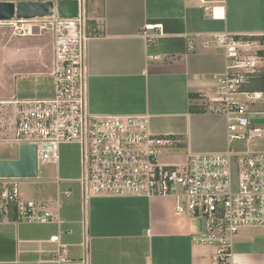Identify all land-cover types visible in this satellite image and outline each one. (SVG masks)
Listing matches in <instances>:
<instances>
[{"label": "crops", "instance_id": "1", "mask_svg": "<svg viewBox=\"0 0 264 264\" xmlns=\"http://www.w3.org/2000/svg\"><path fill=\"white\" fill-rule=\"evenodd\" d=\"M85 7L95 31L86 46L91 113L147 115L153 133L175 140L164 156L168 163L230 147L244 151L245 143L230 142L227 118L215 102L214 77L226 67L215 35L227 30L262 42L263 61L246 88L262 94L249 102V111L252 122L264 127V0H85ZM147 23L163 26L152 43L142 34ZM41 37H0V105L13 106L15 126L19 101L53 95L52 41ZM66 145L51 161L58 164L56 178L30 199L49 204L64 222L0 214V264H213L214 247L194 240L204 221L176 213L174 195H92L83 201L81 148L76 144L77 163L67 170L59 166ZM253 149L264 151V139ZM179 201L185 204L184 197ZM55 235L65 251L50 241ZM234 254L235 264H264V227L240 229Z\"/></svg>", "mask_w": 264, "mask_h": 264}, {"label": "built area", "instance_id": "2", "mask_svg": "<svg viewBox=\"0 0 264 264\" xmlns=\"http://www.w3.org/2000/svg\"><path fill=\"white\" fill-rule=\"evenodd\" d=\"M0 25L20 36L48 35L54 55L53 95L18 102L14 142L35 144L39 167L58 160L63 144H79L83 172L77 182L83 201L92 195L176 196V213L204 221L194 240L214 247L217 264H235L237 232L264 227V151L253 149L255 141L264 139V127L252 122L249 111V102L262 94L246 88L263 61L262 42L227 30L215 35L226 57L225 71L214 77L219 83L217 110L227 118L230 142L245 143V150L230 147L226 152L192 154L186 161L168 163L164 156L175 148V140L153 133L147 115L89 111L86 46L95 31L90 30L85 0H80L77 18L55 14L14 18ZM142 34L152 43L163 34V26L147 23ZM18 183L16 178L0 179V214L13 211L16 220L25 222H64L49 204L22 198ZM64 195L70 197L72 191L65 190ZM50 241L65 251L60 235Z\"/></svg>", "mask_w": 264, "mask_h": 264}, {"label": "water", "instance_id": "3", "mask_svg": "<svg viewBox=\"0 0 264 264\" xmlns=\"http://www.w3.org/2000/svg\"><path fill=\"white\" fill-rule=\"evenodd\" d=\"M80 0H31V1H0V23L14 18L32 20L53 17L77 18ZM38 32V27L34 30ZM39 175L38 150L35 144L19 146L16 159H0V179L5 178H36Z\"/></svg>", "mask_w": 264, "mask_h": 264}, {"label": "rangeland", "instance_id": "4", "mask_svg": "<svg viewBox=\"0 0 264 264\" xmlns=\"http://www.w3.org/2000/svg\"><path fill=\"white\" fill-rule=\"evenodd\" d=\"M0 27H2L0 28V37L2 33L5 37H9L10 40H14L15 37H21L18 33L14 32L13 28L9 26ZM41 36V40H49L46 34H42ZM14 123L15 117L13 106L0 105V159L17 158L19 155V146L14 142L16 136V126ZM63 150L64 152L59 162V166L70 170L77 163V157H79V146L76 144H67L63 147ZM57 167L58 164L56 162H49L40 166V178H19V189L23 197L27 200L40 197L41 191L56 178ZM33 181L35 182L32 183ZM212 263H216L215 261L213 262V255Z\"/></svg>", "mask_w": 264, "mask_h": 264}]
</instances>
